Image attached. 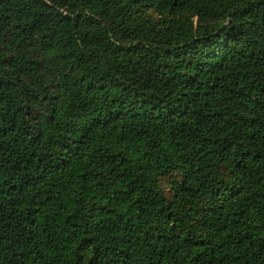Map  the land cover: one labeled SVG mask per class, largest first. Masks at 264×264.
Listing matches in <instances>:
<instances>
[{"label": "trees", "instance_id": "trees-1", "mask_svg": "<svg viewBox=\"0 0 264 264\" xmlns=\"http://www.w3.org/2000/svg\"><path fill=\"white\" fill-rule=\"evenodd\" d=\"M0 264H264V0H0Z\"/></svg>", "mask_w": 264, "mask_h": 264}]
</instances>
